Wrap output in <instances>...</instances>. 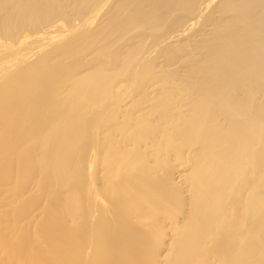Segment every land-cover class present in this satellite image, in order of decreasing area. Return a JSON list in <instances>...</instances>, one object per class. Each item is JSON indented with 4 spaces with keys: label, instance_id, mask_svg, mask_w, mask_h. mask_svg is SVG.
<instances>
[{
    "label": "bare ground",
    "instance_id": "bare-ground-1",
    "mask_svg": "<svg viewBox=\"0 0 264 264\" xmlns=\"http://www.w3.org/2000/svg\"><path fill=\"white\" fill-rule=\"evenodd\" d=\"M0 264H264V0H0Z\"/></svg>",
    "mask_w": 264,
    "mask_h": 264
}]
</instances>
